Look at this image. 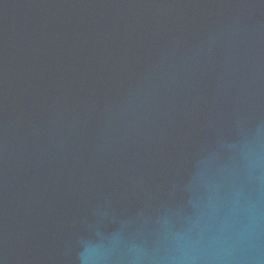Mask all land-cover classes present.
Returning <instances> with one entry per match:
<instances>
[{"label": "water", "instance_id": "water-1", "mask_svg": "<svg viewBox=\"0 0 264 264\" xmlns=\"http://www.w3.org/2000/svg\"><path fill=\"white\" fill-rule=\"evenodd\" d=\"M0 264H264V0H0Z\"/></svg>", "mask_w": 264, "mask_h": 264}]
</instances>
